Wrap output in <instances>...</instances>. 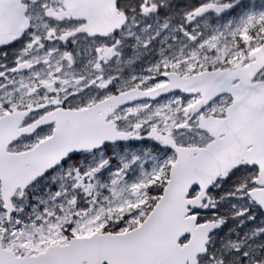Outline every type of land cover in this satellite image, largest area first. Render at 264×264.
Returning a JSON list of instances; mask_svg holds the SVG:
<instances>
[{
	"label": "snow or ice",
	"instance_id": "snow-or-ice-1",
	"mask_svg": "<svg viewBox=\"0 0 264 264\" xmlns=\"http://www.w3.org/2000/svg\"><path fill=\"white\" fill-rule=\"evenodd\" d=\"M0 264H264V0H0Z\"/></svg>",
	"mask_w": 264,
	"mask_h": 264
}]
</instances>
